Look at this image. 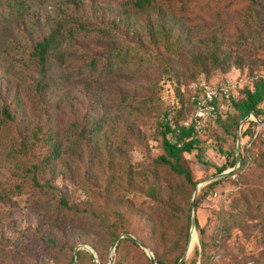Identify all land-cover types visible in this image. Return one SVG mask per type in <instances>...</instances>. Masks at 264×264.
<instances>
[{"label":"rangeland","instance_id":"obj_1","mask_svg":"<svg viewBox=\"0 0 264 264\" xmlns=\"http://www.w3.org/2000/svg\"><path fill=\"white\" fill-rule=\"evenodd\" d=\"M130 1L33 0L26 15L0 24V264H95L92 254L98 264L118 258L122 264H151L150 253L166 264H264V125L257 122L264 123V114H249L233 133L236 112L222 105V117L197 137L206 163L196 148L183 155L196 194L153 162L162 153L164 115L174 124L190 122L195 80L215 85L233 78L244 88L264 72V4L157 0L137 10ZM74 14L87 16L89 25L114 26L117 47L131 49L129 55L144 53L148 61L118 66L106 84H95L84 64L97 51L81 35L66 43L62 83L39 94L32 47L57 21L64 19L69 28ZM148 19L156 33L152 43L144 27ZM158 19L181 42L178 51L171 53L158 38ZM211 52L228 60L218 68L210 61L197 65L195 55L209 58ZM90 117L104 119L96 142L75 143L72 126H84ZM253 127L260 131L255 140L248 135ZM55 133L60 155L38 173L40 184L51 187H39L28 168L51 152ZM242 155L262 168L237 180L229 176L237 164H229ZM220 167L227 177L209 187ZM60 195L68 203L62 223ZM174 208L177 216L171 215ZM123 233L148 250L124 238L112 250L113 236Z\"/></svg>","mask_w":264,"mask_h":264},{"label":"trees","instance_id":"obj_2","mask_svg":"<svg viewBox=\"0 0 264 264\" xmlns=\"http://www.w3.org/2000/svg\"><path fill=\"white\" fill-rule=\"evenodd\" d=\"M31 1L33 0H0V24L16 16L21 18L26 15V13L30 11L29 9L32 5ZM156 1L157 0H131L129 3L134 9L145 10L154 6ZM255 1H261L264 4V0ZM63 20L64 19L57 21L56 25H54L49 32L37 40L30 53L31 58L34 61L37 74L35 88L39 94H48L49 92L52 93L62 83L63 74L60 70L67 61L66 43L68 41L77 40L81 35L82 38H91L88 46L91 47V49L95 48V51H97L89 53V57L84 64L90 76H88L89 79L95 84H106V75L109 73L110 76H112L115 68L118 66L139 65L141 67L146 63V61H148L146 54L144 53L140 52L141 54L139 56H136V54L129 55L128 53L131 49L123 52L121 47H117L116 41L119 34L114 26L103 22L89 25L90 19L82 14L72 15V25L69 28H66L65 21ZM155 25L158 32L157 34H159L158 38L162 40L164 47L169 49L171 53L178 51L181 47V42L178 41L176 44L175 40L172 39L169 25H167V23L162 19H158ZM144 27L147 30V40L152 43V41L156 39V33H154V27L149 19L145 21ZM106 44L109 47L107 51ZM154 49H156V47ZM136 51L138 53L139 50ZM198 55L193 57L197 65H204L205 63L208 65V61H210L215 68H218L228 60L227 56H224L223 58V56L220 57L215 52H211L208 56L209 58H204L203 56ZM130 57H133V59L136 58L135 61L132 63H126L128 61L127 59ZM202 72H206V68H202ZM198 80L200 79L195 80V82ZM192 84L191 102L194 109L197 91L192 87ZM239 93L240 95L237 99H231L228 102L223 101L218 103L221 108L223 104L234 108L236 112L235 118H231L233 133L238 128L240 121L247 117L250 113H254L258 117L259 115L264 114V72L255 73L248 86L243 88L240 85ZM3 113L8 118L11 117L5 109H3ZM220 117H222V112L218 113L215 120ZM223 123L225 127V121ZM103 124V117H90L89 122H87L84 126L74 123L72 126L71 136L74 137L75 143H95ZM209 128L210 127L206 128L204 131H198L192 124L184 123L178 125L177 123H171L168 117L164 115L160 131V135L162 137V153L158 155L153 162L157 166L167 167L173 172V174H175V176H179L183 179L184 185L189 184L194 190V188H196V182L193 180L191 171L183 164V155L184 153H190L194 148H196L199 161L206 163L203 162L201 157L202 149L198 145L197 137ZM248 135L249 139L255 140L259 137L260 131H255L253 127L248 129ZM50 136L53 137L52 139H55L51 152L40 159L38 163H32L30 168H28L33 184L39 187H51L48 182L40 184L38 180V173L41 166L53 163L59 157L61 151V142L56 139V133L51 134ZM236 164L237 166L229 174V176L234 175V178H237V180L238 178H241L246 174H249L254 170L256 171V169L264 166V162H262V167L258 165L253 166L254 160H252V156L250 155H242L239 159L234 157L229 165L234 167ZM223 169L224 167L218 168V173L222 172ZM226 177H221L218 180L212 181L209 184V187H215L217 183L221 182ZM58 206L61 210H63L60 218V223H62L68 215L66 212L68 210V203L66 198L62 195L58 198ZM178 214L179 211L177 208L171 209V215L177 216ZM118 235L113 236V240H115ZM123 238L124 241H134L128 237ZM114 264H122V262L118 258ZM156 264L166 263L156 261ZM199 264L203 263L200 262Z\"/></svg>","mask_w":264,"mask_h":264},{"label":"built area","instance_id":"obj_3","mask_svg":"<svg viewBox=\"0 0 264 264\" xmlns=\"http://www.w3.org/2000/svg\"><path fill=\"white\" fill-rule=\"evenodd\" d=\"M192 87L197 91L195 107L190 122H185V124H192L198 131H204L216 119L218 113L221 112L219 102H228L231 99H237L240 95V82L233 78H226L215 85L200 79L194 82ZM257 122H260L258 124L261 126L264 125L259 119Z\"/></svg>","mask_w":264,"mask_h":264},{"label":"water","instance_id":"obj_4","mask_svg":"<svg viewBox=\"0 0 264 264\" xmlns=\"http://www.w3.org/2000/svg\"><path fill=\"white\" fill-rule=\"evenodd\" d=\"M245 119H247V118H245ZM238 143H239V136H238ZM228 172H229V171L221 172L220 174L215 175L212 179L223 177V176L226 175ZM197 191H198V186H196L195 194L197 193ZM193 208H194V202H193V200H192V202H191L190 214H189V224H190V225H193V220H194V217H193V211H194V210H193ZM191 236H192V235H191ZM123 237H128V238H130V239H132V240L138 242L139 245H140L142 248H144L145 250H148L147 247H146L142 242H139L134 236H132L131 234H127V233L119 234V235L115 238V240H114V242H113V245H112V250L115 249V247H116L118 241H119L121 238H123ZM82 248L88 250V251L91 253V251L88 249V247H86V246H82ZM77 251H78V249H75V250H74V256H75V258H76V256H77ZM91 254H92V253H91ZM92 257H93L94 263H95V264H98L97 261L95 260V256H94L93 254H92ZM149 257H150L151 264H156V261H155L153 255H152L151 253L149 254ZM73 264H76V260H75V259H74V261H73Z\"/></svg>","mask_w":264,"mask_h":264},{"label":"bare ground","instance_id":"obj_5","mask_svg":"<svg viewBox=\"0 0 264 264\" xmlns=\"http://www.w3.org/2000/svg\"><path fill=\"white\" fill-rule=\"evenodd\" d=\"M192 239H193V241H195V239H196V235H195V233L192 234ZM193 241H192V243H193ZM192 243H191V245L189 246V250H188V251H190V247H191V249H192Z\"/></svg>","mask_w":264,"mask_h":264}]
</instances>
